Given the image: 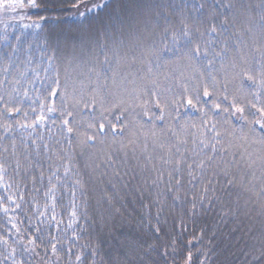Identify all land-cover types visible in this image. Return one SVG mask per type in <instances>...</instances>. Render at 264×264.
I'll return each instance as SVG.
<instances>
[{
  "label": "trees",
  "instance_id": "trees-1",
  "mask_svg": "<svg viewBox=\"0 0 264 264\" xmlns=\"http://www.w3.org/2000/svg\"><path fill=\"white\" fill-rule=\"evenodd\" d=\"M35 5L0 0V264H258L264 0Z\"/></svg>",
  "mask_w": 264,
  "mask_h": 264
},
{
  "label": "snow or ice",
  "instance_id": "snow-or-ice-1",
  "mask_svg": "<svg viewBox=\"0 0 264 264\" xmlns=\"http://www.w3.org/2000/svg\"><path fill=\"white\" fill-rule=\"evenodd\" d=\"M29 4H30V6H32V7H35V6H36V5H35V0H29ZM20 6L23 7V0H20ZM77 6H78V5H77ZM201 7H202V5H201ZM212 31H215V28H214V27H213ZM192 52H193L194 54L198 55V54L200 53V48H199V47H196V48L192 49ZM6 70H7V69H5V71H6ZM204 95L207 96V95H208V92H205ZM188 103L191 104L192 101L189 100ZM217 107H219V106H217ZM51 110H52V109H49V111H51ZM16 111H19V110L16 109ZM237 111H239V112H243V109H237ZM261 112H264V110H261ZM41 119H43V118L41 117ZM65 123H67V122H65ZM256 123H260V124H261V127H264V123H261V121H256ZM213 127H214V126H213ZM100 128H101V130H102V129H103V125H100ZM68 131L71 132L72 129L69 128ZM89 139H93V137H89ZM214 148H215V146L213 145V149H214ZM208 159H211V157H209ZM203 165H204V161H201V162H200V165H198V166L203 167ZM189 167H191V166H189ZM190 174H191V173H190ZM229 183H231V181H229ZM206 190H207V189H205V191H206ZM78 259H79V257H78ZM253 259L256 260V261L258 262V264H264V252H261L259 256H255V257H253Z\"/></svg>",
  "mask_w": 264,
  "mask_h": 264
},
{
  "label": "rangeland",
  "instance_id": "rangeland-1",
  "mask_svg": "<svg viewBox=\"0 0 264 264\" xmlns=\"http://www.w3.org/2000/svg\"><path fill=\"white\" fill-rule=\"evenodd\" d=\"M140 4H139V2H137V3H134L133 5H132V8H133V12L135 13V15L132 13V14H130V15H128V19H126V20H129V18H133V20L134 21H136L135 23H136V25L137 26H141L140 25V21L137 19V16H136V14L137 13H141V10H140ZM117 17H119V16H117ZM78 43V42H77ZM78 45H80V44H78ZM78 45H77V47H78ZM76 47V48H77Z\"/></svg>",
  "mask_w": 264,
  "mask_h": 264
}]
</instances>
